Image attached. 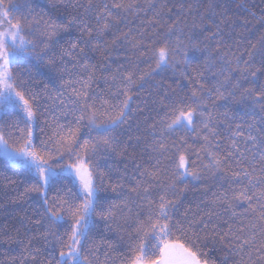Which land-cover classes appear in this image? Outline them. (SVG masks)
Returning a JSON list of instances; mask_svg holds the SVG:
<instances>
[{
	"label": "snow or ice",
	"instance_id": "obj_1",
	"mask_svg": "<svg viewBox=\"0 0 264 264\" xmlns=\"http://www.w3.org/2000/svg\"><path fill=\"white\" fill-rule=\"evenodd\" d=\"M145 2L146 7L139 0L99 5L67 0L78 15L66 23L44 22L45 49L53 37L72 28L89 39L79 48L72 43L78 48L72 67L78 71L63 80L65 91L53 109L56 125L41 139L33 126L42 105L17 82L13 68L29 57H46L33 56L35 43L25 38L20 21L8 18L0 0V111L24 125H15L20 132L16 147L0 129V156L23 173L26 193H38L29 223L39 227L26 223L11 233L0 232V243L18 246V254L10 257L14 264H109L111 257L105 251L101 259L93 235L97 218L112 223L117 216L132 221L128 254L120 264H264V38L259 46L233 51L225 39L231 34L223 27L229 18L217 12L216 0H207L203 12L201 0H180L175 18L169 14L176 5L169 7L168 0ZM149 11L150 19L140 18ZM129 17L140 18L135 30ZM202 25L214 40L211 49L209 37L202 39L194 31ZM85 48L100 52L104 62L91 63ZM141 60L150 70L140 69ZM53 62L49 55L47 63ZM177 64L186 65L181 75L192 85L190 93H165L157 101L164 112L150 126L151 140L142 149L146 163L113 183L96 158L126 150L118 129L129 119L130 93L156 70ZM64 69L68 71L66 65ZM97 73L112 82L114 100L92 91ZM204 179L214 184L203 189L205 196L211 190V199L202 200L208 205L203 214L189 216L188 209L177 217L183 193ZM109 189L119 190L121 203L102 194ZM50 193L55 194L49 198ZM217 245L219 260L209 256Z\"/></svg>",
	"mask_w": 264,
	"mask_h": 264
},
{
	"label": "trees",
	"instance_id": "obj_2",
	"mask_svg": "<svg viewBox=\"0 0 264 264\" xmlns=\"http://www.w3.org/2000/svg\"><path fill=\"white\" fill-rule=\"evenodd\" d=\"M105 2H110V0H93V3L97 5ZM154 2H157V0H154ZM187 2L192 3L193 0H187ZM139 3L146 7L145 0H139ZM168 3L169 7L173 4L176 5L173 8V13L169 14L175 18L174 13L179 11L180 0H168ZM206 4L207 0H201V12L205 10ZM3 7L8 10V18L12 19L13 23L20 21L24 28L25 38L35 43L36 48L33 56L39 54L46 57L44 61L29 57L24 63L13 68V75L16 77L17 82L22 84L23 88L29 89L31 93L37 95V102L42 105V114L38 112L37 124L33 126V133L35 137L47 139L52 128L56 125L53 115H58V112L53 111V109L58 104L59 93L65 91L61 87L63 80L67 79L70 73L75 75L78 71V69L72 67V58L78 48L84 46L83 42L89 38L87 35L82 36L78 28H72L68 32H60L53 37L48 42V48L45 49L41 44V41L45 39L41 35L45 21L53 20L57 23H66L68 19L79 14L75 8L67 6V0L64 3L61 0H3ZM216 10L217 12H225L229 18L228 23L223 27L226 32L231 34L230 37L225 36V39L228 40L230 46H233V51L238 47L242 52L250 44L259 46L261 38H264V21L261 19L264 17V0H216ZM151 16L150 11L147 17H144V13H140V18L146 20L150 19ZM140 18L129 17V27L135 30L140 23ZM215 19L219 22L218 17ZM38 20L40 21L39 24L37 23ZM245 21L248 22L246 25ZM205 23L210 24L207 20ZM127 30L128 28H124V31ZM194 31L202 39L204 36H208L206 43L209 49L213 48L214 40L207 28L202 25ZM111 38V36H108L109 40ZM237 41L241 42L237 43ZM73 42L78 43L77 49L72 48ZM85 51L89 53L91 63L102 64L104 62L100 52L90 50V48H85ZM120 51L123 52V49ZM49 55L54 57L52 64L47 63ZM121 60H123L122 56ZM113 61H115V56H113ZM65 65L68 69L67 72L64 69ZM28 69H31V75H29ZM140 69L150 70L147 69L144 60L140 62ZM185 69L186 65L177 64L175 68H169L166 71L156 70L143 87L137 85L130 93L132 102H130L129 119L126 124L118 129L119 137L126 145V150L98 154L96 158L100 170L111 177L113 183L115 178L121 174L128 177L136 172L135 165L146 163V153L142 152V149L145 147V142L151 140L149 133L153 129L150 126L154 122H158L164 112L157 101L163 99L165 93L170 97L190 93L192 85L181 75ZM101 75V73H97L92 91L114 100V97L110 96V90L115 91L112 82L102 79ZM205 75L207 76L208 73H205ZM220 103L225 102L220 101ZM67 119H71V117ZM60 122H65V118H61ZM17 123L19 128L24 127L22 120L18 117L0 111V129L3 130L5 139L13 147L17 146V138L20 135L19 128L15 126ZM41 128H43V132L40 131ZM224 143L227 142L224 141ZM213 184L212 179H204L196 182V184H190L188 191L183 193V198L178 205L177 217L182 218L188 209H191L189 216L193 213L202 215L203 210L208 206L207 203H202V200L211 199V190L205 196L203 189ZM107 185L108 180L105 182V187ZM26 187L23 173L15 171L13 166L0 156V232L11 233L15 229L23 228L26 223L29 227H39V225L29 223L34 218L37 210L38 193H26ZM118 192L113 193L109 189L107 193L102 194L111 197L116 203H121L122 198ZM54 194L50 193L49 198ZM224 215L226 216L227 213H224ZM96 224L98 227L93 235V240L100 245L99 254L101 259L103 260V255L107 251L111 257L109 264H120L128 254L132 221L129 220L125 223L117 216V220L112 223L97 218ZM215 247L216 250L209 252V256L219 260L222 255L219 250L220 246ZM17 254L18 246L16 244L0 243V261H2V264H14L10 257Z\"/></svg>",
	"mask_w": 264,
	"mask_h": 264
}]
</instances>
